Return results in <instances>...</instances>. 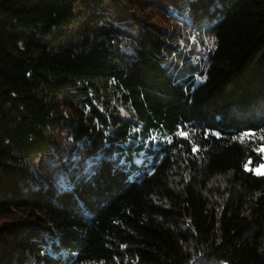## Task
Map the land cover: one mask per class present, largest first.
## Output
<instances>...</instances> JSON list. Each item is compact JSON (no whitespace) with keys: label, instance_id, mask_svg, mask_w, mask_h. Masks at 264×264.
I'll use <instances>...</instances> for the list:
<instances>
[{"label":"trees","instance_id":"1","mask_svg":"<svg viewBox=\"0 0 264 264\" xmlns=\"http://www.w3.org/2000/svg\"><path fill=\"white\" fill-rule=\"evenodd\" d=\"M262 148L264 0H0V264H264Z\"/></svg>","mask_w":264,"mask_h":264},{"label":"snow or ice","instance_id":"2","mask_svg":"<svg viewBox=\"0 0 264 264\" xmlns=\"http://www.w3.org/2000/svg\"><path fill=\"white\" fill-rule=\"evenodd\" d=\"M181 135L187 136V133H186V132H185V133H181ZM245 135H248V134L246 133ZM195 150H196V149L194 148L193 151H195ZM260 151H261V152H264V148L260 149ZM251 163H252V161H249V164H251ZM245 167L247 168L248 165H245ZM262 169H264V164H262V165L260 166V168H257V169H255L254 171H255L256 174H258V175H264V170H262Z\"/></svg>","mask_w":264,"mask_h":264},{"label":"rangeland","instance_id":"3","mask_svg":"<svg viewBox=\"0 0 264 264\" xmlns=\"http://www.w3.org/2000/svg\"><path fill=\"white\" fill-rule=\"evenodd\" d=\"M264 164V163H263ZM262 165V164H261ZM260 165V166H261ZM260 166H257V167H255L253 170H255V169H257V168H260ZM262 170H264V169H262ZM255 172V171H254ZM256 173V172H255Z\"/></svg>","mask_w":264,"mask_h":264}]
</instances>
